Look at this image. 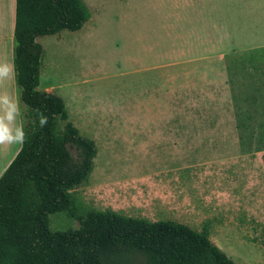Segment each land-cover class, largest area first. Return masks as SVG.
I'll list each match as a JSON object with an SVG mask.
<instances>
[{
  "label": "rangeland",
  "instance_id": "obj_1",
  "mask_svg": "<svg viewBox=\"0 0 264 264\" xmlns=\"http://www.w3.org/2000/svg\"><path fill=\"white\" fill-rule=\"evenodd\" d=\"M83 2L90 18L80 30L37 37L54 84L71 83L73 74V93L64 90L67 121L97 148L90 175L73 191L77 212L112 210L195 231L207 225L228 242L235 263L263 257L264 89L244 85L241 68L227 74L225 58L172 55L137 64L135 32L153 44L163 35L161 2ZM225 3L219 25L239 35L242 7L232 24ZM234 42L242 48L241 38ZM150 64L169 68L134 73ZM142 86L148 99L137 95ZM78 227L65 213L49 216L50 231Z\"/></svg>",
  "mask_w": 264,
  "mask_h": 264
},
{
  "label": "trees",
  "instance_id": "obj_2",
  "mask_svg": "<svg viewBox=\"0 0 264 264\" xmlns=\"http://www.w3.org/2000/svg\"><path fill=\"white\" fill-rule=\"evenodd\" d=\"M89 18L83 0H15L12 63L26 135L0 175V264H237L210 240L207 225L195 231L112 210L77 212L73 191L90 175L97 148L67 121L62 98L38 88L36 38L78 31ZM39 112L48 117L44 128ZM56 213L79 227L50 231Z\"/></svg>",
  "mask_w": 264,
  "mask_h": 264
},
{
  "label": "crops",
  "instance_id": "obj_3",
  "mask_svg": "<svg viewBox=\"0 0 264 264\" xmlns=\"http://www.w3.org/2000/svg\"><path fill=\"white\" fill-rule=\"evenodd\" d=\"M155 1L163 3L164 15L167 18L163 27V35L159 36L157 43L153 44L149 41V36L139 35V32H135L133 41L137 44L132 46V51H136L135 61L137 64L147 62L151 58L165 59L172 55L216 58L218 64L219 58H225L223 61L226 64L224 67L227 74L236 72L241 68L244 85L248 80L249 83H254L250 87L264 89V44L262 43L264 42V28L261 26L263 24L262 18L264 19V0H227L228 4H225L228 23L234 24L236 22V18L233 17L238 15L240 6L243 14V20L240 24L241 31L239 35L232 36L227 34L228 32L224 27L219 25L220 10L224 7L221 6L222 4L219 5L220 0ZM135 6L132 2L131 7L135 8ZM14 20L15 0H0V61L13 62ZM234 38L237 41L241 38L242 48H232V46L235 47ZM143 40H147V43L143 44ZM254 42H258L260 45L252 47ZM172 51L176 52L173 53ZM152 64L140 65L134 70V73L144 75L154 72L156 68H169L165 64L159 66ZM71 79V83L67 81L66 83L54 84L51 74L44 71L41 61L38 85L40 90L58 95L65 102L64 90H67V93L69 90L70 93L74 91L73 74ZM234 81L237 83L240 80L235 77ZM255 84L257 85L255 86ZM146 89L142 86L137 90L139 91L137 95L144 98L146 94L148 99V90L144 92ZM0 91L9 92L18 101L15 79L5 81L0 85ZM151 96L153 97V93ZM20 148L21 144L0 145V175L11 163ZM209 237L227 256L234 258L228 242L211 235ZM239 259L242 260L241 264H262L263 262V257L260 255H256L254 260Z\"/></svg>",
  "mask_w": 264,
  "mask_h": 264
},
{
  "label": "clouds",
  "instance_id": "obj_4",
  "mask_svg": "<svg viewBox=\"0 0 264 264\" xmlns=\"http://www.w3.org/2000/svg\"><path fill=\"white\" fill-rule=\"evenodd\" d=\"M16 77L14 63L0 61V85ZM35 122V121H34ZM48 117L38 113V125L46 127ZM24 122L18 101L7 91H0V145L22 144L25 140Z\"/></svg>",
  "mask_w": 264,
  "mask_h": 264
}]
</instances>
